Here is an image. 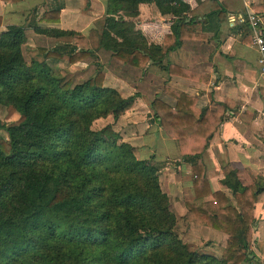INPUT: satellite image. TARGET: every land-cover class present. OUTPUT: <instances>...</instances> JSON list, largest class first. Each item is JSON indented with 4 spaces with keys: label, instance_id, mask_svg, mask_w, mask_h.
Instances as JSON below:
<instances>
[{
    "label": "trees",
    "instance_id": "obj_1",
    "mask_svg": "<svg viewBox=\"0 0 264 264\" xmlns=\"http://www.w3.org/2000/svg\"><path fill=\"white\" fill-rule=\"evenodd\" d=\"M17 2L20 0H2ZM113 12L137 16L141 3H154L161 14L176 19L156 54H166L182 39H202V20H221L225 9L207 0L190 9L182 0H107ZM60 8L50 9L44 22H58ZM190 15L191 17L187 16ZM54 16V17H53ZM51 37H75L53 49L38 48L43 60L27 61L23 54L25 28L8 25L0 33V106L21 116L16 124L0 121V264H241L253 255L258 196L264 176L243 185L236 171L222 166V190L213 191L201 158L220 124L221 104L198 108L197 98L164 86L174 106L151 102L161 129L178 141L190 164L192 189L200 202L186 203L187 220L227 235L220 258L190 250L175 232L177 219L159 183L162 164L140 159L120 139L112 124H92L130 108L135 96L121 98L103 85L104 72L72 84L47 63L68 56L76 63L105 43L112 57L143 68L152 54L133 46L134 23L104 17L87 36L55 28H35ZM71 43V44H70ZM96 43L93 49L92 44ZM171 73L172 65H161ZM182 70V69H180ZM184 71V70H183ZM181 75V73H179ZM192 75V74H190ZM215 109H211L210 107ZM255 258V256H253Z\"/></svg>",
    "mask_w": 264,
    "mask_h": 264
},
{
    "label": "crops",
    "instance_id": "obj_2",
    "mask_svg": "<svg viewBox=\"0 0 264 264\" xmlns=\"http://www.w3.org/2000/svg\"><path fill=\"white\" fill-rule=\"evenodd\" d=\"M182 1L194 9L207 0ZM217 1L225 9L221 20L216 14L206 15V8L197 17L203 21L201 34L204 38L182 39L177 49L156 54L164 35L175 31L176 19L172 15L161 14L154 3L139 4L138 15L128 17L121 11L113 12L107 0H0V33L8 25L24 26V56L26 47L33 52L38 48L53 49L63 43V38L37 33L36 27L73 31L87 36L91 29L96 28V21L105 16L134 23L136 37L133 46L149 52L152 60L160 59L161 63L135 68L112 57L113 50L105 43L95 50L94 55L98 54L102 59L107 57L112 64L105 66L104 70L100 68L104 72L103 85L115 89L121 98L136 95L130 108L116 119L109 115L113 120L107 124H112L120 139L134 148L138 158L157 163L167 160L174 162L173 167L166 165L161 168L159 183L169 197L170 208L177 222L187 214L186 203L207 198H195L190 164L181 154L178 141L170 138L157 123L158 118L154 117L151 102L155 98L170 106L176 103L173 96L164 92V86L197 98L198 108L207 107L212 101L225 107L219 115L220 124L201 155L213 191L222 190L231 198L229 189L221 183L224 164H229L236 171L243 185L253 183L257 176H264V77L258 64L259 52L248 24L249 14L264 18V0ZM54 8H60L59 21H42L43 14ZM65 56L68 58L64 55L62 59ZM123 64L130 67L131 73L139 71L137 78L124 75L120 66ZM168 64L174 66L171 73L161 67ZM122 87L127 90L131 88L132 91L125 95ZM210 108L215 109L213 106ZM260 196L254 208L256 221L261 214L264 218ZM186 222L195 230H209L222 239L227 237L215 229L189 220ZM254 230L256 233V227Z\"/></svg>",
    "mask_w": 264,
    "mask_h": 264
},
{
    "label": "rangeland",
    "instance_id": "obj_3",
    "mask_svg": "<svg viewBox=\"0 0 264 264\" xmlns=\"http://www.w3.org/2000/svg\"><path fill=\"white\" fill-rule=\"evenodd\" d=\"M75 38L73 37H64L61 42H72L71 40ZM71 44V43H70ZM96 43L92 45V48H95ZM25 59L29 62L32 59L37 60H43V55L39 53L38 49L35 51H30L29 47L25 48ZM53 59L60 60L57 58H50L48 59L47 63L54 69L56 73H59L62 75L66 80H70L72 84L81 82L88 77L92 76L96 73L98 69H103L108 67L109 65H112L110 62V59L100 58V56L94 55L91 58H84L76 63H69L68 58L65 56L64 59L61 61H53ZM122 68V73L126 76H130V78H137L139 71H133V73L129 72V68L126 65H120ZM126 66V67H125ZM104 70V69H103ZM127 88H129L127 86ZM123 93L126 95L128 91H132L130 89H124L122 87ZM140 114L142 112H139ZM21 116L18 112H16L12 107L10 106H0V121L4 125H11L16 124L19 121H21ZM112 118L110 116L106 118H101L96 120L92 127L94 129H98L106 125L107 123L112 122ZM139 123V121H136ZM139 130V129H138ZM140 131V130H139ZM0 134L2 137L7 138V133L2 129L0 130ZM149 161L156 163L152 161L151 159H148ZM162 167L164 166H172L174 165V162L172 161H164L162 163ZM161 172V171H160ZM161 173H159L160 175ZM261 201L263 202L264 206V195L262 194L260 196ZM262 214L260 215V218L256 221V233L253 234V242H252V251L253 255L251 256L250 261L242 262L241 264H264V218H262ZM186 221L187 218L179 219L177 222V225L175 226V232L179 235V237L185 242V244L189 247L190 250H197L199 252L214 255L217 258H220L222 249L224 248V240L220 236H217L216 234L212 233L209 230H195L192 228L191 224H188ZM186 222V223H185ZM255 231V230H254ZM255 256V258L253 257Z\"/></svg>",
    "mask_w": 264,
    "mask_h": 264
},
{
    "label": "built area",
    "instance_id": "obj_4",
    "mask_svg": "<svg viewBox=\"0 0 264 264\" xmlns=\"http://www.w3.org/2000/svg\"><path fill=\"white\" fill-rule=\"evenodd\" d=\"M248 24L253 36V43L259 52L258 64L264 77V18L249 14Z\"/></svg>",
    "mask_w": 264,
    "mask_h": 264
}]
</instances>
